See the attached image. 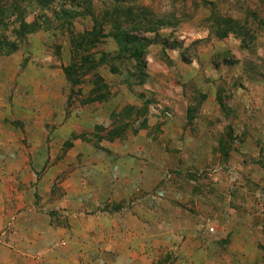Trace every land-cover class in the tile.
Here are the masks:
<instances>
[{
	"label": "rangeland",
	"instance_id": "374dc122",
	"mask_svg": "<svg viewBox=\"0 0 264 264\" xmlns=\"http://www.w3.org/2000/svg\"><path fill=\"white\" fill-rule=\"evenodd\" d=\"M73 2L99 14L117 4ZM120 4L144 7L161 23L156 33H135L150 39L144 67L115 59L118 43L105 37L90 52L107 62L72 83L65 31L29 34L0 54V264H74L83 249L72 240L95 235L84 223L128 207L127 222L144 239L137 248L147 252L137 264H222L232 232L264 237V0ZM72 26L82 33L92 22L80 13ZM118 161L135 171L131 197L113 189ZM44 214L51 245L38 253L39 229L30 227ZM97 248L96 260L80 263H114L109 248Z\"/></svg>",
	"mask_w": 264,
	"mask_h": 264
},
{
	"label": "trees",
	"instance_id": "16d2710c",
	"mask_svg": "<svg viewBox=\"0 0 264 264\" xmlns=\"http://www.w3.org/2000/svg\"><path fill=\"white\" fill-rule=\"evenodd\" d=\"M65 1L63 0L57 7L56 4L54 6L55 0H0V54L9 55L17 50L29 34L53 30L65 31L70 35L73 57L71 64L63 67V70L72 83L82 81L83 77L90 74L98 65L107 62L105 59L109 55L102 54V58L97 61L94 53L90 52L105 37H111L118 43L119 54L115 59L118 60V57L120 61L134 59L145 66L146 49L150 39L138 37L137 34L156 33L161 25L159 21L150 17L151 12L148 9L122 5L120 3L123 0H116V5L106 8L99 14L94 12L89 4ZM82 5H85V8L80 10ZM30 13L35 14V19L27 22L25 17ZM80 13L90 17L92 26L88 31L76 33L72 22ZM9 27L11 29L8 33ZM225 28L236 34H240L243 29L236 22L229 20H225ZM113 69L112 72H115ZM144 76L142 72L140 77ZM96 80L98 81L99 77L93 81Z\"/></svg>",
	"mask_w": 264,
	"mask_h": 264
},
{
	"label": "crops",
	"instance_id": "0c3cea01",
	"mask_svg": "<svg viewBox=\"0 0 264 264\" xmlns=\"http://www.w3.org/2000/svg\"><path fill=\"white\" fill-rule=\"evenodd\" d=\"M64 126H62V129L64 130ZM129 162L126 163L125 166H123V163L118 161L116 163V166L118 169L117 174L118 177L114 178L113 188L116 190L117 197H125V196H132L133 190H132V178L133 175L130 174L134 173V170L128 169ZM115 167V166H114ZM113 169V168H112ZM129 170V171H128ZM53 174L52 168L48 169L46 174L41 178L40 184L47 180L48 178H51ZM124 175H127L128 183H124L126 180L123 179ZM123 179V180H122ZM123 183V184H122ZM125 185H129V188L125 191L123 189H119L120 187L124 188ZM115 193V192H114ZM177 193L181 194V192ZM178 195V194H177ZM4 206L3 201L0 202V208ZM141 208L145 210V206L142 204ZM167 210V208H162V212ZM124 211V210H123ZM127 212H120L121 215H117V218L107 220L105 216L100 215V212H97L98 215L94 217V221H89L84 223V228L88 230H94L95 235H93L92 238H88L86 236L88 232H82V235H84L86 238L85 242L82 240H77L71 242V245L73 247H77V249H83L81 253L76 252L72 258L70 257V260L72 259L74 264H81L83 260L92 261L96 260L97 257L93 255V253H98L96 251L99 245L100 247V253L103 254V247L110 250V254L112 256V261H114L113 264H137L139 259V256L142 258L147 255V252L145 249L140 250L137 248L139 244L144 243V239L142 236H139L138 233L132 232V226L131 224H128L127 218L134 216L133 212L134 207H128L126 209ZM242 222H245V220L240 217V220ZM246 223V222H245ZM248 223V222H247ZM251 227L250 225L242 226L245 227ZM77 227L78 229H81L80 225L78 223L73 225V228ZM30 229H39L37 238H35L34 241H32V245L35 247L34 249L41 253L49 248L51 245V242L44 239L48 234H51L53 227L51 224H49L48 217L44 214L42 216V222H34V224L30 227ZM231 231H235L231 229ZM80 233V232H79ZM22 235V233L20 232ZM242 231L240 233L232 232L231 236L226 239L228 243V247H226L223 251V256L225 259L223 260L222 264H264V237L259 236H244L241 235ZM19 235V234H18ZM92 235V234H91ZM20 237V235H19ZM83 237V236H82ZM74 239V238H73ZM81 241V242H80ZM94 241V242H92ZM180 242H182V238L179 239ZM19 243V242H18ZM92 243H95V247H92ZM20 244H22L20 242ZM18 245V244H17ZM103 246V247H102ZM91 252H90V250ZM89 250V251H88ZM140 252L142 254H140ZM220 252V250H219ZM93 255L90 259L88 258V255ZM84 256V257H83ZM212 256H214L212 254ZM211 256V257H212ZM83 257V258H82ZM209 264H219L215 263L216 260H210ZM181 263V261H180Z\"/></svg>",
	"mask_w": 264,
	"mask_h": 264
},
{
	"label": "built area",
	"instance_id": "2783aa9c",
	"mask_svg": "<svg viewBox=\"0 0 264 264\" xmlns=\"http://www.w3.org/2000/svg\"><path fill=\"white\" fill-rule=\"evenodd\" d=\"M213 230V228H210V231H212Z\"/></svg>",
	"mask_w": 264,
	"mask_h": 264
}]
</instances>
